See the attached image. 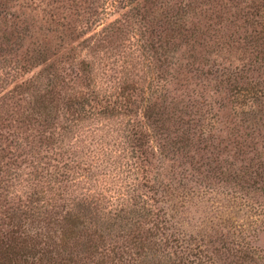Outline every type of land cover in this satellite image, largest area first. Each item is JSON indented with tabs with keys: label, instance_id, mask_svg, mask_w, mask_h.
Listing matches in <instances>:
<instances>
[{
	"label": "rangeland",
	"instance_id": "1",
	"mask_svg": "<svg viewBox=\"0 0 264 264\" xmlns=\"http://www.w3.org/2000/svg\"><path fill=\"white\" fill-rule=\"evenodd\" d=\"M56 1L62 8L60 13L65 12L74 21L88 22L90 13L95 11L98 15L91 20L93 25L75 34L60 30L61 35L46 31L42 17L33 9L31 12L22 9L18 0L10 1L6 8L0 6V160L3 161L0 163V223L7 224L15 215L16 210L10 208L14 209L17 204V196L25 200L34 185L47 187L45 177L54 173L55 167L66 163L72 168L74 161L85 164L88 158H95L103 151L119 154L125 150L118 159L125 155L128 161L134 152L148 161L142 164L139 191L157 201L156 215L145 217L141 204L135 202L137 205H131L125 215L126 230H122L114 225L119 223L114 218H103L99 202L88 198L86 189L95 185L93 181L79 179V174L69 183L60 178L61 182L53 186L60 193L64 190L65 200L84 205L86 209L80 211L81 215L94 225L99 224L102 231L107 227L114 231L111 237L105 236L104 242L98 238L90 247V242L83 239L94 233L81 226L80 241H83L78 243L74 254L82 259L78 264H92L86 252H93V248L103 247L106 242L113 251L112 258L122 253L119 249L136 246L134 228L126 225H138V222L145 224L147 232L151 231L143 235V244H137L133 250L139 252L142 264H264V194L256 191L264 187V178L263 175L251 177V170L245 172L256 158L255 151L247 149L242 155L244 149L236 147V143L244 141L239 135H252L257 127L250 131L245 121L248 115L235 106L231 94L219 95L214 92L215 86L207 84L205 95L210 97L203 108L205 124L209 125L205 128L207 131L203 135L197 131L195 141H186L178 150L177 138L184 137L190 129L176 124L178 116L186 122L190 120L187 112L176 116L182 111L179 103L189 100L193 89L203 92L204 82L186 75L184 69L176 80L175 60L169 59L168 65L162 62L165 57H153L148 51V41L154 37L151 33L159 27L160 18L154 10L158 11L165 0H139L137 10H132L137 2L129 7L125 0L117 3L95 0L85 13L69 0ZM33 25L44 27L36 31L35 37L46 48L42 49L48 59L45 65L35 64L27 56L31 55L27 51L31 39L15 42L17 36L25 37L20 33L22 30L34 29ZM105 28H109L106 33L94 38ZM6 29L15 32L14 37L4 34ZM207 42L214 45L213 40ZM209 51L213 52L210 56ZM235 51L234 62L240 55ZM201 53L209 59L216 56L209 47ZM181 54L187 57L184 50L176 57L182 59ZM153 87L161 93L155 96L157 106L151 109L148 120V98ZM105 95L110 96L109 103ZM90 96L95 112L92 117L82 113L84 107L89 108V103L83 104L82 98ZM108 104L126 110L105 113L104 106ZM208 106H212L211 112L217 116L207 114ZM241 126L248 127L249 131L237 132ZM11 135L12 140L2 139ZM254 135L256 141H252V136L245 140L263 141L254 150L257 148L264 154V128L260 126ZM158 147L165 151L164 156H158ZM115 175L121 180L131 176L119 168L114 172L97 171V179L102 187L107 185L113 202L109 210L118 206L121 183L116 186L110 181ZM50 194L48 191L47 195ZM30 214L22 208L15 217L22 223V220H31Z\"/></svg>",
	"mask_w": 264,
	"mask_h": 264
},
{
	"label": "trees",
	"instance_id": "2",
	"mask_svg": "<svg viewBox=\"0 0 264 264\" xmlns=\"http://www.w3.org/2000/svg\"><path fill=\"white\" fill-rule=\"evenodd\" d=\"M10 1L12 0H0V6L6 8ZM18 1L21 2L19 6L22 9L27 8L30 12L33 9L34 13L42 17L43 22L45 21L46 23V31L56 34L60 33L61 35L65 31L75 34L93 25L91 20H95L93 18L98 15L96 11L94 14L90 13L91 20H87L88 22L84 23L83 21H74L65 12L60 13L62 8L58 7L59 4L56 0ZM69 2H73L75 8L85 13V9L92 6L95 0H69ZM135 2H137V5L133 7L132 4ZM31 3L35 5V9ZM114 3H117V0ZM125 3L129 7L132 6V10H137L140 6L139 0H125ZM154 14H157L156 16L161 21L159 20V24L157 25V27L159 26L158 29L151 33L154 37L148 41V51L153 54V57H165L162 60L165 64L169 65V59L175 60L174 65L176 66V70L174 69V71L177 76L176 80H178L180 75L182 76L184 69L186 75H192L194 78L204 82V88L201 87L203 92L193 89L190 92L189 100L179 103V105L182 104V111H179L176 116L187 112L186 114L190 113V120L186 122L181 116H178L175 120L176 124H178V127L188 126L187 129L189 127L190 129H188L184 137L177 138V142L175 143L179 145L178 150H181L185 146L186 141L189 143L194 142L197 131L201 135L206 133L207 130L205 128L209 125L205 124L206 119L204 118L205 111H203V108L206 106L205 103L208 101V97H210L209 95H205L206 85L213 86V88L215 86V93L219 95L227 93L231 94V98H235V106L242 109L244 115H248L245 121L249 123L250 131H253L255 126L257 127L252 135L247 136L244 133L239 135L240 140L243 139L244 141L236 143V147L244 149L241 152L242 155L245 154L247 149L255 151L256 158L255 160H251L245 172L251 170V177H262L263 175L264 178V164L262 160L264 159V154L257 148L254 150V147L257 145L262 146L261 142L263 141L249 143L245 140V138H249L250 136L253 138L260 126L264 128V0H165V3L160 4L158 11L154 10ZM76 16L80 17L81 15ZM65 20L69 24L63 22ZM77 23L80 25H76ZM33 27L35 31L33 28L22 30L20 33L25 37L20 38V36H17L15 42L31 39L27 49L31 55L27 56L31 57L35 61V64L45 65L48 62L44 54L46 48L43 47V41L35 37L36 31L38 32L39 29H44V27H37V25H33ZM108 29L105 28L102 33H96L94 38H99ZM13 33L15 32H8V29L4 31V34H8L10 37H14ZM207 40H213L214 45H210ZM61 42L63 41L61 40ZM31 47L36 48L30 49ZM207 47L209 49L212 48L216 53L215 58L209 59L202 55L201 51L206 50ZM181 50L187 52V57L184 58V54L180 55L182 59L176 57L177 53H180ZM234 51L236 54L240 53L238 57H235V62L232 60V53ZM212 53V51L207 52L209 56ZM219 60L226 63L223 64ZM182 61H186V63H182ZM41 89L45 91V88ZM159 93H161V90H155L154 88L152 89L150 98H148V105H150L146 114L148 120L151 118V116H148L151 113V109L153 110L157 106L154 100H156L155 98ZM103 97L107 100L106 103L110 102L109 95ZM82 99L85 100V102H82L83 104L89 103V108L84 107L82 113L88 117L94 116V106L91 104L93 97L90 96L89 98L85 97ZM110 104L104 106L105 113H110L111 110L119 112L126 110L123 107L119 109L112 107ZM211 111L212 106H208V113H206L215 116L216 114ZM212 119L216 118L213 117ZM142 126L144 125L142 124ZM249 128L241 126L237 132L249 131ZM215 130L217 131L218 129ZM257 134L259 135L258 137L261 136L259 133ZM2 139L7 142L12 140L13 136H3ZM137 141L140 142V140ZM252 141H256L255 137ZM158 145L160 144L158 143ZM124 152L125 150L117 154L103 151L95 158H88L85 164L74 161L72 168L63 163L62 166L55 167L54 173H50L45 177L44 184H47L46 188L43 185H34L33 190L31 192L28 191L25 200L17 196L16 200L18 202L16 200L12 201V205L16 202L17 204L14 206V209L10 208L12 211L16 210L15 215L10 217L7 224L0 223V264H78L82 260L78 256H74L76 251H78L76 250L78 243L80 244L83 240H86L90 242V247H92L98 241V238L104 242L105 236L111 237L114 235V231H110L109 227H102L104 229L102 231L99 224L94 225L87 217L82 216L80 211L86 209L84 205L77 201L74 202L75 200H65L64 190L61 189L63 192L60 193V189L53 186L61 182L60 178H64V182L69 183L70 179L75 177V174H79V179L93 181L95 185L90 189H86V191H89L88 198L99 202L98 208L100 209V213L103 212V218H114L115 222L120 223V225L119 223H115L114 225L122 227V230H126L124 227L125 215L128 214L131 205H137L136 203L138 205L141 204V209L144 211L143 215L147 218L155 216V203L157 201L154 199L150 200V198L139 191L141 188L138 183L140 180L139 174L142 170V164L148 161L144 160L142 155L137 156L134 152L129 155L128 161L125 160L127 158L125 155L119 157L122 159H118V156ZM157 152L160 154L158 156H164L165 154V151L161 147H158ZM153 156H156V153ZM131 159L134 161H131ZM90 160L91 162H89ZM2 162L0 160V163ZM118 168L119 171L122 169L127 171L131 176L121 180V177L115 175L110 179V181L112 180L111 184L115 183L116 186H119L117 184L121 183V185L118 193L119 198L118 200L116 199L118 206L115 210H109V206H113V202L111 196H108L107 185L102 187L103 184L97 179V171L114 172ZM78 171L84 172V174ZM237 177L241 179V175L238 173ZM241 181L243 180L241 179ZM48 191H50V195H47ZM256 191L264 194V187H260ZM22 208L28 209L31 212L30 221L24 222L22 220V223H20V219L16 220L17 211ZM113 223H111V226ZM138 223V225L136 223L126 225L129 229L134 228L133 237L136 238L134 242L136 246L132 248L126 245L127 247L119 249L122 253L116 259L110 255L113 254V251L109 249L106 242L103 247L97 246L93 248V252H86L91 256L90 260L92 264H142L140 262V255H138L139 252L136 253L133 250L137 248V244H143V235H148L151 231L147 232L145 224ZM81 226L88 229L89 232L93 231L94 235L89 234L80 241ZM145 241H147L146 238ZM141 248L143 247L141 246ZM179 264L182 263L179 262Z\"/></svg>",
	"mask_w": 264,
	"mask_h": 264
}]
</instances>
